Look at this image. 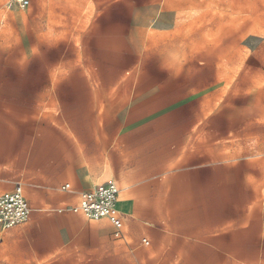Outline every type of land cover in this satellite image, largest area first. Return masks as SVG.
I'll list each match as a JSON object with an SVG mask.
<instances>
[{
  "label": "crops",
  "instance_id": "1",
  "mask_svg": "<svg viewBox=\"0 0 264 264\" xmlns=\"http://www.w3.org/2000/svg\"><path fill=\"white\" fill-rule=\"evenodd\" d=\"M135 5L32 0L22 60L0 32V194L20 184L31 210L0 231V264H264V160L228 157L196 125L193 89L140 76ZM35 38L80 40L64 63L61 43ZM104 183L119 236L73 211Z\"/></svg>",
  "mask_w": 264,
  "mask_h": 264
},
{
  "label": "rangeland",
  "instance_id": "2",
  "mask_svg": "<svg viewBox=\"0 0 264 264\" xmlns=\"http://www.w3.org/2000/svg\"><path fill=\"white\" fill-rule=\"evenodd\" d=\"M2 1L0 32L16 37L22 60L31 41L27 10L5 12ZM132 1L144 33L140 76L193 89L195 109L204 111L196 125L210 127L228 157L264 160V0ZM79 40L35 38V48L61 43L66 63ZM46 61L59 62L53 55Z\"/></svg>",
  "mask_w": 264,
  "mask_h": 264
},
{
  "label": "built area",
  "instance_id": "3",
  "mask_svg": "<svg viewBox=\"0 0 264 264\" xmlns=\"http://www.w3.org/2000/svg\"><path fill=\"white\" fill-rule=\"evenodd\" d=\"M32 0H4L7 10L24 11ZM65 185L62 189L67 188ZM118 188L114 183L97 184L80 195L78 205L73 211L81 212L86 218L92 220L107 219L115 229V236H119L123 223L116 209ZM30 207L24 197L22 187L16 184L8 192L0 194V231L5 232L15 226L21 225L30 217ZM143 245H148L142 239Z\"/></svg>",
  "mask_w": 264,
  "mask_h": 264
}]
</instances>
